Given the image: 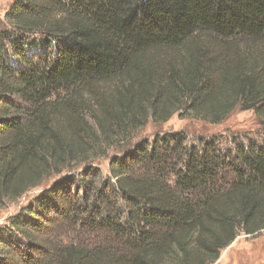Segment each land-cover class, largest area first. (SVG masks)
I'll list each match as a JSON object with an SVG mask.
<instances>
[{"label": "trees", "instance_id": "trees-1", "mask_svg": "<svg viewBox=\"0 0 264 264\" xmlns=\"http://www.w3.org/2000/svg\"><path fill=\"white\" fill-rule=\"evenodd\" d=\"M260 46L264 0H8L0 209L41 192L0 225V264H215L264 231V139L140 134L175 114L264 128Z\"/></svg>", "mask_w": 264, "mask_h": 264}, {"label": "rangeland", "instance_id": "rangeland-1", "mask_svg": "<svg viewBox=\"0 0 264 264\" xmlns=\"http://www.w3.org/2000/svg\"><path fill=\"white\" fill-rule=\"evenodd\" d=\"M7 2L8 0H0V20L4 19ZM243 50H239L240 55L247 54ZM255 54L264 56V46L257 47ZM165 60L164 72L167 75V71H169L171 66L169 62L173 60L171 56H165ZM151 77H154L155 80L157 79L156 75L150 73L148 78ZM105 86L112 85L110 83ZM156 133H161L162 135L166 133H183L188 143H197L203 139L214 138L222 146H228L234 141L247 144L251 139L258 142L264 139V128L256 120L252 111L236 112L219 124H210L192 117H181L179 114H175L169 121L164 123L156 124L150 120L140 130L142 136L149 138H152ZM116 152H112V154ZM111 160L112 158L110 157V159L102 161L104 177L108 175L107 165ZM40 192V189L34 190L26 198L21 199L17 203L9 202L5 208L0 209V225L6 223L12 215L18 213L23 206L27 205L29 200L37 197ZM61 224L59 233L63 230L66 231L69 226L66 222ZM51 237L57 238L55 233H52ZM215 264H264V231L255 236L241 233L230 246L221 251V256Z\"/></svg>", "mask_w": 264, "mask_h": 264}]
</instances>
